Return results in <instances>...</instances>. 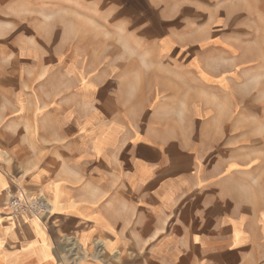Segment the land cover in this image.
<instances>
[{
  "label": "crops",
  "instance_id": "crops-1",
  "mask_svg": "<svg viewBox=\"0 0 264 264\" xmlns=\"http://www.w3.org/2000/svg\"><path fill=\"white\" fill-rule=\"evenodd\" d=\"M66 1L85 20L111 21L142 43L125 47L134 54L169 53L174 24L197 21L211 3ZM84 37L71 35L67 46L95 50ZM81 85L62 125L46 127L47 167L39 161L13 179L27 198L48 201L43 223L7 214L0 200V264H70L58 252L65 241L82 253L77 264H264V209L225 196L228 163L207 165L205 141L188 144L176 131L159 136L125 125L116 95L92 77ZM2 171L0 197L9 185Z\"/></svg>",
  "mask_w": 264,
  "mask_h": 264
},
{
  "label": "rangeland",
  "instance_id": "rangeland-1",
  "mask_svg": "<svg viewBox=\"0 0 264 264\" xmlns=\"http://www.w3.org/2000/svg\"><path fill=\"white\" fill-rule=\"evenodd\" d=\"M210 2L197 21L174 24L169 53L134 54L125 47L142 43L111 21L85 20L66 0H0L5 206L22 191L13 179L49 161L46 127L62 125L64 107L92 77L116 95L125 125L159 136L176 131L188 144L205 141L206 164L226 162L231 171L225 196L264 209V0ZM74 34L95 50L67 46ZM58 252L70 264L82 257L67 241Z\"/></svg>",
  "mask_w": 264,
  "mask_h": 264
},
{
  "label": "built area",
  "instance_id": "built-area-1",
  "mask_svg": "<svg viewBox=\"0 0 264 264\" xmlns=\"http://www.w3.org/2000/svg\"><path fill=\"white\" fill-rule=\"evenodd\" d=\"M19 192V191H18ZM22 193H13L9 199L7 212L12 215L40 216L48 211V203L42 196L27 198Z\"/></svg>",
  "mask_w": 264,
  "mask_h": 264
},
{
  "label": "bare ground",
  "instance_id": "bare-ground-1",
  "mask_svg": "<svg viewBox=\"0 0 264 264\" xmlns=\"http://www.w3.org/2000/svg\"><path fill=\"white\" fill-rule=\"evenodd\" d=\"M15 183V182H14ZM17 184V183H16ZM9 191V188H6L5 189V192H8ZM48 202V201H47ZM49 208H51V207H49ZM16 216H18V215H16ZM30 217H33L34 219H37L38 221H40V222H42L43 223V221L39 218V216L37 217V216H30ZM51 217V216H50ZM31 219V218H30ZM29 221V220H28ZM35 222V221H34ZM44 233V232H43Z\"/></svg>",
  "mask_w": 264,
  "mask_h": 264
}]
</instances>
